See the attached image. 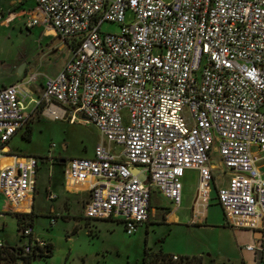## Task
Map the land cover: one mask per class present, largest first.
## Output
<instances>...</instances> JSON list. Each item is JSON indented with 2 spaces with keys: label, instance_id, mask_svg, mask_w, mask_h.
I'll return each instance as SVG.
<instances>
[{
  "label": "built area",
  "instance_id": "2783aa9c",
  "mask_svg": "<svg viewBox=\"0 0 264 264\" xmlns=\"http://www.w3.org/2000/svg\"><path fill=\"white\" fill-rule=\"evenodd\" d=\"M33 1L26 27L47 22L70 56L55 76L44 78L35 98L22 83L0 89V158L37 115L78 120L120 149L113 156L98 143L90 157L61 160L67 186L89 182L83 218L119 221L132 234L147 222L153 194L179 205L186 170L197 173L195 207L204 209L219 167L226 179L214 201L224 224L262 228L264 0ZM104 22L117 31H103ZM10 157L0 167V194L17 206L33 198L40 158ZM19 235L24 241L11 264H24L23 258L41 264L47 242L33 235L24 217ZM257 246L244 248L261 250ZM6 247L0 240V251Z\"/></svg>",
  "mask_w": 264,
  "mask_h": 264
},
{
  "label": "rangeland",
  "instance_id": "374dc122",
  "mask_svg": "<svg viewBox=\"0 0 264 264\" xmlns=\"http://www.w3.org/2000/svg\"><path fill=\"white\" fill-rule=\"evenodd\" d=\"M132 19V13L127 11L124 22L129 23ZM117 29L113 23L104 22L102 25L103 31L114 32ZM53 36L51 26L45 21H40L35 28L27 30L19 17L11 16L0 22V59L9 61L22 54L29 65L36 67L38 76L56 73L69 58L70 48L62 41L53 44ZM28 131L23 137L20 134L15 135L9 147L12 151L37 155L40 158L36 176L35 211L48 213L49 209H53L59 213L63 208L62 197L66 196L71 202V213L77 215L75 219L58 218L51 227L46 223L49 219L42 218L40 214L36 215L35 233L45 239L47 237L52 244L51 254L42 259L41 264H142L141 258L145 248L153 251L162 247L163 253L171 250L177 252L175 250L184 249L187 244L190 250L192 245L194 249L195 244H208L209 237L214 243L218 237L229 236L228 228L220 227L219 222L223 221V216L216 204L209 205V223L202 226L187 224L184 217L189 213L190 199L195 189L194 170H186L181 178V201L177 211L182 219L181 225L168 224L160 222L158 218H152L149 224H143L134 233L127 234L119 221L86 220L80 217V196L64 192L61 170L56 165L51 167L49 157L54 155L52 160L57 163L63 158L89 156L98 143L108 147L113 156H116L120 149L109 145L93 125L78 120L72 124L37 115L33 117ZM50 171L52 176L49 182L53 186V190H50L56 195L52 201L47 198ZM75 220L78 221L77 226ZM4 222L9 242H18L13 216H6ZM239 231L244 236L251 234L248 229L240 228ZM207 252L204 251L206 254Z\"/></svg>",
  "mask_w": 264,
  "mask_h": 264
},
{
  "label": "crops",
  "instance_id": "0c3cea01",
  "mask_svg": "<svg viewBox=\"0 0 264 264\" xmlns=\"http://www.w3.org/2000/svg\"><path fill=\"white\" fill-rule=\"evenodd\" d=\"M34 6H35V3L33 0H0V8L3 11L2 21H5L7 18L11 16H14L17 18L19 17L25 29L31 30L35 28L36 25L32 26L31 28H27L26 21H27V18L30 16V13L33 12L35 8ZM53 40H54L53 44H57L61 41L57 36H55V34L53 36ZM61 68L56 73L38 76L36 73L37 72L36 67L29 65V62H27V60L22 54H20L19 56L9 61H4L0 59V89L7 85L14 84V83H22L23 91L24 93L27 94V97L35 98L39 96V94L41 93L44 78L55 76L61 70ZM31 76H33V79L32 81L28 82V79ZM29 126L30 124L24 129L15 133L12 136V138L8 141V143L5 145V149L8 151V154L10 156L13 155L17 157H23V156L38 157L37 155L24 154L19 151H12L9 147V143L15 137V135L20 134L23 137L26 134L27 128H29ZM9 155L0 158V167L8 165L9 163L12 162L13 159ZM91 155L85 156V157H90ZM63 159H67V158H63ZM61 160L59 161L60 164L62 162ZM212 162L213 163L217 162L216 155L212 156ZM50 165L51 167H53L55 164L53 162H50ZM38 169H39V164H38ZM38 169H37V172H38ZM61 175H62V172H61ZM36 176H37V173H36ZM50 176H52L51 171H50V175L48 176V182H47L48 184L47 198L49 195L52 196V199H48L52 201L56 198V195L50 190L51 188L53 190L52 183L49 182ZM213 176H214L213 183L211 184L210 191L208 194L210 198V201H209L210 204H215V201H214L215 191L219 186H221L225 182V179H226V176L223 175L219 167H216V169L213 170ZM61 178H62L61 185L65 193L80 196L79 204L81 208V215L79 216L83 218L82 204L89 197V192L87 190L89 186V182L67 186L65 184L63 175ZM196 183H197V173H196ZM36 190H37V186H36V179H35L33 198L31 199V201L29 200L24 201L17 206L10 205L6 201V199L0 194V213L2 214V216L0 217V232L2 235L0 234V237L3 239V240L2 239L0 240L4 242V244L7 246L6 249L0 251V264H11L14 249L17 246H19L20 243L24 241V239L20 238L19 232L17 231L15 215H21L22 217H24L25 220H27L31 224L33 235L36 236L37 238H40L46 241L49 244L51 243H50V240L47 239V237L46 239L45 237H40L34 231V218L36 217V215L40 214L42 218L49 219V222H46L47 226L49 227L55 224L58 218H62L64 220L70 219V218L75 219V217L77 216L76 214L71 213V202H70V199L66 196L62 197L63 208H61V212L59 213L57 211L55 212L53 209H49L48 213L42 212V211H35L34 204H35V197L37 194ZM195 196H196V184H195L194 192L190 199L189 213L184 218L187 221V224H189L190 226L206 225L207 223H209L208 218L210 216V210H209L210 204L204 209H199V207H195ZM179 206H180V203L178 206L173 207L169 204L167 200H165L158 194H153L150 200L149 217L145 225L149 224L152 218H158L160 222H165L168 224L181 225L182 219H181V216L177 213ZM219 212L222 215V212L220 209H219ZM9 215H12L13 219L15 220L18 242L14 241L13 243H10L9 237L6 234L4 219L6 216H9ZM51 216H55V218ZM74 223L77 226L78 221L75 220ZM219 223L221 224L220 227L228 228L229 230L228 237H218L214 243L211 242L212 239L209 237L207 238L209 240L208 244H203V245L195 244L194 249L196 250L192 249L193 245L190 250V246H188L187 244L184 249H181L178 247L179 249L175 250L177 252H174L173 250H171V252L167 251L166 253H170L171 255L187 256V257L199 256L202 258V261H201L202 264H264V234H263L264 218L262 221V228L256 229L253 231L250 230L251 231L250 236H244L243 234H241L239 229H232L227 225L224 226L223 221ZM249 244L258 245L261 248V250L257 249L255 252L247 251L244 247ZM158 250H161L163 252L162 247H160ZM158 250L154 249L153 251H158ZM204 251H208L207 254L204 253Z\"/></svg>",
  "mask_w": 264,
  "mask_h": 264
},
{
  "label": "trees",
  "instance_id": "16d2710c",
  "mask_svg": "<svg viewBox=\"0 0 264 264\" xmlns=\"http://www.w3.org/2000/svg\"><path fill=\"white\" fill-rule=\"evenodd\" d=\"M28 131V128H27ZM26 131V133H27ZM29 132V131H28ZM55 165H58L60 168L62 164L59 162L54 163ZM16 216V224H17V231L22 227V216L21 215H15ZM29 223V222H28ZM31 226V224L29 223ZM21 238V237H20ZM52 251V245L47 243L45 250H44V257H48L51 254ZM180 260L178 262H172L171 261V254L163 253L161 250L158 251H152L150 249L145 248L143 252V256L141 258L142 264H202V258L199 256H179ZM24 264H29V258H23Z\"/></svg>",
  "mask_w": 264,
  "mask_h": 264
},
{
  "label": "water",
  "instance_id": "95a60500",
  "mask_svg": "<svg viewBox=\"0 0 264 264\" xmlns=\"http://www.w3.org/2000/svg\"><path fill=\"white\" fill-rule=\"evenodd\" d=\"M130 171H131V173L133 175H136L137 176L138 180H140V181H143L144 180V174L143 173H140L138 169L131 168Z\"/></svg>",
  "mask_w": 264,
  "mask_h": 264
}]
</instances>
